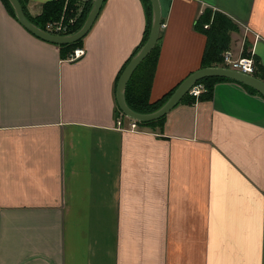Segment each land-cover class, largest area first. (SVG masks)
Masks as SVG:
<instances>
[{
  "label": "crops",
  "instance_id": "0c3cea01",
  "mask_svg": "<svg viewBox=\"0 0 264 264\" xmlns=\"http://www.w3.org/2000/svg\"><path fill=\"white\" fill-rule=\"evenodd\" d=\"M158 1L149 102L201 68L214 13L228 26L211 66L229 52L264 69V0ZM146 25L143 0H103L84 54L62 58L0 0V264H264V96L217 80L118 128L117 76Z\"/></svg>",
  "mask_w": 264,
  "mask_h": 264
},
{
  "label": "trees",
  "instance_id": "16d2710c",
  "mask_svg": "<svg viewBox=\"0 0 264 264\" xmlns=\"http://www.w3.org/2000/svg\"><path fill=\"white\" fill-rule=\"evenodd\" d=\"M5 7L7 8L8 12L15 17L14 11L9 3L8 0H1ZM26 1L27 0H19L23 11L27 18L32 21L33 23L37 24L38 26L44 28V25L47 21L58 19L61 14L66 15V17L71 16L73 13L74 22L71 24L68 32L72 33L77 31L80 26L82 25L93 0H83L80 3L78 1L80 0H68L65 2L64 0H50L43 4L42 10L38 15L32 16L28 13L26 8ZM146 5V12H147V25L143 33V37L141 39V42L139 43V46L134 50L132 55L137 51V49L145 42L148 32H149V25H150V3L149 0H143ZM76 3L78 4L76 8ZM210 11H204L199 17H198V24L202 25L204 21H209L210 18ZM228 26L227 21L224 17L215 14L212 17L211 24L209 25V42L207 45V49L205 53L203 54L202 61H201V67L211 66L214 63L219 64L221 60L220 51L222 50V46H224V41L226 40L225 36V30ZM208 30V31H209ZM160 33V30H159ZM159 38V35H158ZM82 44V38L71 43L67 44H57L59 46V55L62 58H67L73 51L74 48L81 46ZM132 55L127 59L125 64L122 66L118 76L123 70L124 66L127 64L129 59L132 57ZM243 55H248L245 51L243 52ZM158 56V39L153 46V48L150 50V52L146 55V57L138 64V66L133 71L132 75L130 76L126 88H125V101L127 105L136 112H150L154 109L158 108L172 93V91L175 89L176 86L171 88L169 91H167L162 97L155 100L154 102H149V90L151 86V80L154 74L156 60ZM254 61V71L252 72V75L258 77L259 79L264 81V69H262L258 63L257 59L253 57ZM228 78L224 77H204L198 82H202L206 88L205 91L201 92L200 96H206L210 94L212 85L217 80H224ZM229 80V79H228ZM251 91L257 92L255 89L244 85ZM189 97L190 101H193L195 97L188 94V92L182 97L183 99ZM181 100V99H180ZM118 108V107H117ZM118 112H121L118 108ZM164 115L150 121H137L138 124H148L153 125L154 123H160L163 119Z\"/></svg>",
  "mask_w": 264,
  "mask_h": 264
},
{
  "label": "water",
  "instance_id": "95a60500",
  "mask_svg": "<svg viewBox=\"0 0 264 264\" xmlns=\"http://www.w3.org/2000/svg\"><path fill=\"white\" fill-rule=\"evenodd\" d=\"M17 21L29 32L37 37L55 44H67L83 38L93 24L103 0H93L91 7L80 28L68 34H53L30 21L25 15L19 0H8ZM150 3V25L145 42L132 55L121 71L116 82L115 96L120 111L137 120L150 121L165 115L180 99L187 93L191 85L204 77H224L242 83L255 89L264 96V81L258 77L226 66L201 67L186 76L172 91L168 98L156 109L150 112H136L132 110L125 101L126 84L138 64L146 57L155 45L161 27V11L158 0H149Z\"/></svg>",
  "mask_w": 264,
  "mask_h": 264
},
{
  "label": "built area",
  "instance_id": "2783aa9c",
  "mask_svg": "<svg viewBox=\"0 0 264 264\" xmlns=\"http://www.w3.org/2000/svg\"><path fill=\"white\" fill-rule=\"evenodd\" d=\"M67 2L68 0H64ZM74 22L73 16L66 17V15L61 14L58 19L47 21L44 25V29L53 34H68V30L71 24ZM84 48L82 46L73 49L72 53L69 55V59H77L84 54ZM224 65L227 67L249 73L254 71V61L252 57H232L231 53L225 52L222 57ZM206 88L202 82L194 83L188 90V93L193 97H198L201 92L205 91ZM123 115L116 118L115 124L118 128L123 130H138L139 126L136 120L128 117L126 125L123 123Z\"/></svg>",
  "mask_w": 264,
  "mask_h": 264
},
{
  "label": "rangeland",
  "instance_id": "374dc122",
  "mask_svg": "<svg viewBox=\"0 0 264 264\" xmlns=\"http://www.w3.org/2000/svg\"><path fill=\"white\" fill-rule=\"evenodd\" d=\"M81 1H83V0L78 1V3H80ZM77 6H78V4L76 3V8H77ZM71 16H73V13L71 14Z\"/></svg>",
  "mask_w": 264,
  "mask_h": 264
}]
</instances>
